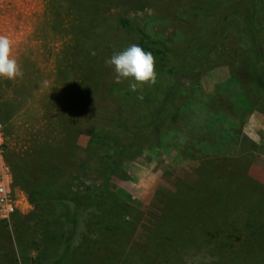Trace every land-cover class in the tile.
Segmentation results:
<instances>
[{
	"label": "rangeland",
	"instance_id": "rangeland-1",
	"mask_svg": "<svg viewBox=\"0 0 264 264\" xmlns=\"http://www.w3.org/2000/svg\"><path fill=\"white\" fill-rule=\"evenodd\" d=\"M240 2L249 0H0V35L24 73L0 77L15 206L0 218V264H56L66 241L83 264H264V251L248 258L244 248L264 221V91L250 69L257 52L264 71V0L252 37ZM207 36L215 43L191 60ZM142 38L156 43L143 49L157 83L132 91L106 60ZM166 97L154 133L145 124ZM172 105L182 107L175 119ZM217 179L241 183L220 206ZM35 191L44 201L30 202ZM87 192L76 208L71 199ZM107 194L125 222L113 232L103 229Z\"/></svg>",
	"mask_w": 264,
	"mask_h": 264
},
{
	"label": "trees",
	"instance_id": "trees-1",
	"mask_svg": "<svg viewBox=\"0 0 264 264\" xmlns=\"http://www.w3.org/2000/svg\"><path fill=\"white\" fill-rule=\"evenodd\" d=\"M242 4L241 2L238 3L236 5V7H234V9H236L237 11L239 10V13H241L244 17V20L246 22V27H247V31H248V35L249 37L253 36V34L255 33V29H256V17H257V11L258 8L257 6L259 5V0H249V2ZM238 6V7H237ZM238 8V9H237ZM203 17V16H201ZM217 26L221 27L225 24L226 19L221 17V19H219L217 21ZM215 37H211V36H207L205 37V39L203 41H201L198 45V48L192 51L191 54V60H196L197 58H199L200 56H202L203 54H207V52L210 49V46H212L215 43L214 39ZM156 43H151V41L147 40L146 38H142L140 41V46L142 48H146V49H151V48H155ZM255 56V61L254 64L251 66V71H252V75L255 81L256 86L263 92L264 91V79H263V75H264V71L263 69L260 67V55L256 52L254 54ZM185 65H186V61H182ZM178 68H173V69H169L168 72L170 73H174L177 72ZM176 75V74H175ZM177 81V80H176ZM177 87V82L174 84L173 88ZM169 97H166L164 102L162 103V107L160 108V110H157L156 112L152 113L150 115V119L148 120V123L145 124V128H151L152 131L154 133H156V130L158 128L157 125V120H160V115L161 113L165 114L168 106H167V102L169 101ZM173 108L172 111H174V115L172 116L173 119L177 118L180 115V112H182V107L180 106H175L172 105ZM144 126L136 129V137L137 135L141 134V129H143ZM126 149L122 150V154H124ZM209 169V167H208ZM217 186L220 189V192L222 190H226L224 196H222L223 193L219 192L218 196H215V198H211L213 199V202L216 203V205L220 206L223 203V200L225 199V196H229V197H234L236 196L235 193L237 192V190L240 188L241 183L240 182H236L231 180L230 183H227V185L225 184V182L222 179H217ZM223 188V189H222ZM219 189H217V191H219ZM61 194H59V196L56 198L57 200H62L63 198L60 197ZM107 198L108 199V203L110 204V208L108 209L106 216H108L107 218L109 226L104 227L103 229L108 230L113 232L114 230H116L119 225H123L125 224V222L122 221V219H117V205L118 202L116 201V199H114V197L110 194H107ZM29 199L31 203L34 204H38L42 201H44V197H41L40 192L35 191V192H31L29 193ZM92 199V192H87L84 195L78 196L75 199H71V202H74V205L76 208L81 207L83 204L88 205L91 202ZM194 206H197L196 208H199V203L196 202V204H193ZM252 230L251 234L249 235V238L247 239V241L244 242V248L245 251L247 253L248 258H252V254H254L255 252H261L264 251V243H263V237H264V221L261 222V225H256V224H252L249 226ZM209 234V233H208ZM171 236H173V234L167 236V240L170 241ZM210 236H215V233L213 235ZM62 238H64V236H61ZM69 241H66L63 245L64 249L63 252L61 254V256L57 259L56 264H83L82 261L80 260L81 257H83V254L80 255L79 258L75 257L77 254L78 249L81 250L80 248H76L73 250V248L71 247L70 244H68ZM78 256V255H77ZM99 262L97 264H113L115 261L112 260H108L106 258H101L100 260H98ZM91 264H96V263H91ZM120 264H132V260L128 258H124Z\"/></svg>",
	"mask_w": 264,
	"mask_h": 264
},
{
	"label": "clouds",
	"instance_id": "clouds-1",
	"mask_svg": "<svg viewBox=\"0 0 264 264\" xmlns=\"http://www.w3.org/2000/svg\"><path fill=\"white\" fill-rule=\"evenodd\" d=\"M14 42L8 36L0 35V77L7 80L23 78V70L13 55ZM93 51L91 55H95ZM115 72L117 83L130 81V89L137 91L145 85L157 83L156 59L152 52L145 51L140 45L132 44L126 49L113 54L106 60ZM48 87V82H43Z\"/></svg>",
	"mask_w": 264,
	"mask_h": 264
},
{
	"label": "built area",
	"instance_id": "built-area-1",
	"mask_svg": "<svg viewBox=\"0 0 264 264\" xmlns=\"http://www.w3.org/2000/svg\"><path fill=\"white\" fill-rule=\"evenodd\" d=\"M2 126L0 123V137ZM3 146L0 143V218L3 221H8L10 215L15 211L14 203L11 199L9 191V168L3 163Z\"/></svg>",
	"mask_w": 264,
	"mask_h": 264
}]
</instances>
